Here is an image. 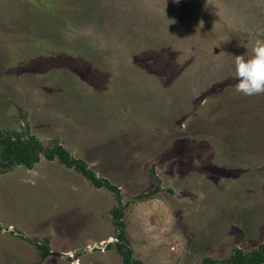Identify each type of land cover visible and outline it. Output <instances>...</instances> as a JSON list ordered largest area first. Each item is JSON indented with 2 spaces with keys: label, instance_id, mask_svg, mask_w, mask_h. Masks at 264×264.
Masks as SVG:
<instances>
[{
  "label": "rangeland",
  "instance_id": "obj_1",
  "mask_svg": "<svg viewBox=\"0 0 264 264\" xmlns=\"http://www.w3.org/2000/svg\"><path fill=\"white\" fill-rule=\"evenodd\" d=\"M256 39L264 0H0V131L40 146L0 167V264H124L119 231L139 264L264 242V94L233 87Z\"/></svg>",
  "mask_w": 264,
  "mask_h": 264
},
{
  "label": "trees",
  "instance_id": "obj_2",
  "mask_svg": "<svg viewBox=\"0 0 264 264\" xmlns=\"http://www.w3.org/2000/svg\"><path fill=\"white\" fill-rule=\"evenodd\" d=\"M16 135L14 134V138H11L0 131V167L5 168L14 163H22L29 167L32 162L37 160V151L40 149L39 143L32 137L27 140H22ZM54 156L66 167H72L74 170L80 172L94 187H105L114 192L117 200L119 199V191L115 185L110 184L104 178L96 177L83 161L70 157L69 153L61 145L55 144L53 147L43 150L44 158L52 160ZM143 196L145 194H140L138 197ZM121 215L122 210L120 207H117L113 211V217L116 219L114 223L118 228L121 226V222L119 221ZM115 242L117 244L115 249L122 256V262L124 264H139L137 261L130 259L131 250L127 246V241L122 231H119ZM120 246L125 249V253L122 252ZM43 253H46V250ZM200 264H264V242L259 243L254 249L246 253L238 248H233L230 256L221 260L205 257L201 260Z\"/></svg>",
  "mask_w": 264,
  "mask_h": 264
},
{
  "label": "clouds",
  "instance_id": "obj_3",
  "mask_svg": "<svg viewBox=\"0 0 264 264\" xmlns=\"http://www.w3.org/2000/svg\"><path fill=\"white\" fill-rule=\"evenodd\" d=\"M225 54L227 53H221V55ZM233 57L236 77V83L233 85L235 91L248 97L264 94V39L254 41L250 55L243 54Z\"/></svg>",
  "mask_w": 264,
  "mask_h": 264
},
{
  "label": "crops",
  "instance_id": "obj_4",
  "mask_svg": "<svg viewBox=\"0 0 264 264\" xmlns=\"http://www.w3.org/2000/svg\"><path fill=\"white\" fill-rule=\"evenodd\" d=\"M29 173H32V171H30ZM71 190V189H70Z\"/></svg>",
  "mask_w": 264,
  "mask_h": 264
},
{
  "label": "water",
  "instance_id": "obj_5",
  "mask_svg": "<svg viewBox=\"0 0 264 264\" xmlns=\"http://www.w3.org/2000/svg\"><path fill=\"white\" fill-rule=\"evenodd\" d=\"M100 247V246H99Z\"/></svg>",
  "mask_w": 264,
  "mask_h": 264
}]
</instances>
